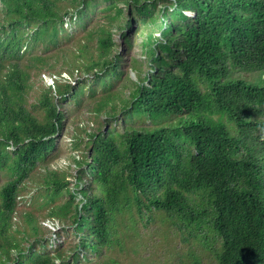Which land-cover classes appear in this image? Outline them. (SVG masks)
<instances>
[{"label":"trees","instance_id":"16d2710c","mask_svg":"<svg viewBox=\"0 0 264 264\" xmlns=\"http://www.w3.org/2000/svg\"><path fill=\"white\" fill-rule=\"evenodd\" d=\"M116 1L104 23L84 25L91 0H0V264H91V254L119 264L109 250L150 224L198 244L177 264H264V0H173L159 37L142 42L143 77L127 15L126 54L114 42ZM122 1L128 15L152 16L154 0ZM79 26L83 40L58 56ZM68 124L74 175L51 167ZM35 173L42 213H26L22 230L13 220ZM47 219L77 241L50 250Z\"/></svg>","mask_w":264,"mask_h":264},{"label":"rangeland","instance_id":"374dc122","mask_svg":"<svg viewBox=\"0 0 264 264\" xmlns=\"http://www.w3.org/2000/svg\"><path fill=\"white\" fill-rule=\"evenodd\" d=\"M173 0H154L149 7L150 10H152V16H146L141 17L140 15H137L136 11H132L128 15L126 12V5H124V2L122 0H117L116 5L118 7H121L124 10V14L122 16V19L117 21L116 24L112 28L113 32V39L115 44L117 45V48L120 49V51L124 54V45L122 43V39L120 36V33L122 31L121 28L118 27L117 24L123 25L124 18L127 17L131 19L134 23L133 29L127 30L125 29V32H128L129 37L133 39V47L131 50V57L134 58L138 66L141 68L140 71V77H143L145 72L148 71V65H147V59L144 54V47H143V40L147 36V34H151L152 38H158L159 37V29L160 21V11L164 7H170V2ZM111 3V0H91L90 6L88 7L87 15L88 17L86 20H83V24L85 25V22L90 25L92 22L95 24H102L104 23L103 9ZM186 16H193V12L189 9L185 13ZM0 16L2 14L0 13ZM83 25V26H84ZM65 27L67 25H64ZM124 26H122L123 28ZM82 26H79L76 31L73 30V34L71 38H61L59 48L61 50H55L56 54L58 56L65 54L64 56L70 57L71 51L74 50L77 43L79 41H82V38L77 39L82 34ZM69 30V31H68ZM66 30L67 34L70 33V29ZM64 36V35H63ZM79 75L75 74V78ZM62 77L67 79V75L63 74ZM129 77L133 81H138L136 74L132 71L129 73ZM42 80V84L44 86H49L53 84V80L55 77L48 75L47 73L40 76ZM74 79H70L72 81ZM30 102L34 101V97L30 96L29 98ZM87 114L84 113L80 117H71V120H74V122L82 123L83 118H86ZM144 123L148 125L149 120H145ZM73 126L68 124L67 128L64 132V135L62 136L61 142L58 146V149L56 150L55 154L57 155V161L54 162L51 167L53 169L58 168L63 171H66L68 175H74L76 173V166L74 164H70L69 157L72 155H76V152L70 150V144H71V135L73 134ZM37 173V172H36ZM34 174L31 179H29L25 183V191L21 194L18 200V213L15 216V219L13 220V223L16 224V226L20 229L27 230L25 223L23 219H25V214H31L33 216H39L41 211L36 209V205H32L34 195L36 193V190L38 188L37 183L39 176L37 174ZM6 180V177L3 176L0 178V184L3 183ZM69 181H73L72 177L68 178ZM71 186H73L71 184ZM74 187V186H73ZM67 198L64 197L63 200ZM76 201L80 198L79 195L76 197ZM41 225L47 229L48 234L51 235V248L50 250H53L58 242H65L66 248L73 245L75 241H77V237L72 235L71 233L67 231H62L61 224H59L57 221H53L51 219L43 220L41 222ZM70 228V226L66 227L65 230ZM176 227H168L161 224H150L146 227L143 225L139 226V235L134 237L128 244L129 248L127 250H121L118 247L112 248L109 250L106 257H112L115 258L119 264H177L178 259V253H186V251H189L191 253H198L199 247L198 244L193 241V237L189 236H182L180 231H176ZM178 230V229H177ZM185 237L188 241V243H182V238ZM139 244L137 247V251L134 253L132 252V249L135 248V246ZM69 250V249H66ZM81 255V253H80ZM82 256V255H81ZM87 259H90L92 262L91 264H100V259L98 256H95L94 254L87 255ZM187 263L192 264V259H185ZM81 264H88L87 262H82ZM202 264H215L213 260L205 255L202 256Z\"/></svg>","mask_w":264,"mask_h":264}]
</instances>
